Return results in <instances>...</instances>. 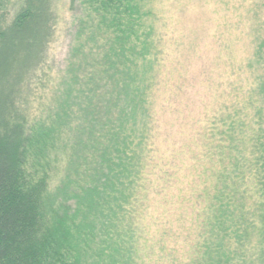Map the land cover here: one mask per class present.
<instances>
[{
    "label": "trees",
    "instance_id": "obj_1",
    "mask_svg": "<svg viewBox=\"0 0 264 264\" xmlns=\"http://www.w3.org/2000/svg\"><path fill=\"white\" fill-rule=\"evenodd\" d=\"M57 1L0 0V264H264L257 89L189 90L151 0H72L53 63Z\"/></svg>",
    "mask_w": 264,
    "mask_h": 264
},
{
    "label": "rangeland",
    "instance_id": "obj_2",
    "mask_svg": "<svg viewBox=\"0 0 264 264\" xmlns=\"http://www.w3.org/2000/svg\"><path fill=\"white\" fill-rule=\"evenodd\" d=\"M71 1H57L61 23L50 48L51 59L56 64L66 56L71 23L78 14L73 10L77 1L73 6ZM150 5L156 17L155 26L162 36L161 47L172 69L177 66L183 71L187 66L188 78L202 69L201 79L206 80L214 68L213 83H220L224 89L228 82L235 83V94L240 98L247 88H256L255 105L264 111V0H151ZM162 79L167 80V74ZM168 81L162 88L164 95H169L168 89L176 90ZM208 82L211 81L191 84L188 89L205 91ZM165 105L172 108L171 99ZM170 110L160 111V123L162 128L173 130L172 125L178 120ZM184 116L180 114L179 122ZM174 135L172 132L171 138Z\"/></svg>",
    "mask_w": 264,
    "mask_h": 264
}]
</instances>
